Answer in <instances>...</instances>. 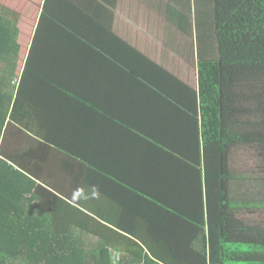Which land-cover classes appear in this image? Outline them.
<instances>
[{
    "label": "trees",
    "instance_id": "16d2710c",
    "mask_svg": "<svg viewBox=\"0 0 264 264\" xmlns=\"http://www.w3.org/2000/svg\"><path fill=\"white\" fill-rule=\"evenodd\" d=\"M61 1L46 0L22 70L19 17L0 7V264H264V222L241 218L264 211V0H185L163 10L156 46L189 39L182 46L197 67L196 90L144 65L124 43L88 38ZM109 86L136 96L140 108L146 98L169 102L161 109L191 134L183 157L201 166L185 181L201 184L197 217L182 218L154 195V206L187 228L168 242L178 249H159L167 240L154 233H108L63 186L48 184L54 142L96 127L93 111ZM246 149L256 151L258 169L236 164Z\"/></svg>",
    "mask_w": 264,
    "mask_h": 264
},
{
    "label": "crops",
    "instance_id": "0c3cea01",
    "mask_svg": "<svg viewBox=\"0 0 264 264\" xmlns=\"http://www.w3.org/2000/svg\"><path fill=\"white\" fill-rule=\"evenodd\" d=\"M58 1L50 0L52 4ZM63 1L61 9L72 15L69 16L73 26L83 25L86 34H89L88 38L92 37L101 44L108 40L119 45V48L124 43L136 52L129 54L138 55L137 58L144 65L150 63L161 66L189 88H197V81L190 74V69L196 64L187 60L188 52L182 46L189 39L183 36L168 37L173 40L172 45L160 46L162 51L156 46L162 43L158 41V36L165 23L163 10H167L169 5L181 8L179 5H185V0ZM45 2L0 0L1 8L19 17L17 27L21 45L20 61L23 60L22 65L19 61L21 70L27 63L37 36ZM26 33L29 41L24 50ZM117 53L121 54L119 50ZM109 87L112 90L105 87L107 97L101 94L99 105H96L98 110L93 111H98L100 115L94 124L96 127L78 129V132L84 131L85 134H79L80 138L77 139L67 138L66 145L62 141L54 142L50 151L51 173L48 184L63 186L74 199L76 207L85 214L84 218L97 220L98 227L111 230L108 233L124 236L155 234L167 240V245L159 249H178L168 242L173 240L171 236H186L187 228L179 222L180 217L170 216L154 206L158 203L154 195L159 193L160 201L171 208L178 207L183 213L182 218L197 217L195 210L200 200L201 184L193 189L185 181L192 169L201 171V166L183 157L191 150L184 143L191 134H187L184 124L177 123L175 114L161 109L170 106L169 102L164 105L163 100L154 99L147 105L146 98L140 105L146 111L134 105L133 102L138 100L136 96L126 95L116 86ZM128 88L124 91H130L131 86ZM137 88L143 89L144 96L148 95L147 87ZM173 128L172 136L168 135L166 130ZM141 135L143 137L138 138ZM171 195L174 197L171 198ZM244 215L245 211L241 214L243 220Z\"/></svg>",
    "mask_w": 264,
    "mask_h": 264
},
{
    "label": "rangeland",
    "instance_id": "374dc122",
    "mask_svg": "<svg viewBox=\"0 0 264 264\" xmlns=\"http://www.w3.org/2000/svg\"><path fill=\"white\" fill-rule=\"evenodd\" d=\"M28 41H29V37L28 34L26 33L24 36V41H23V46H24V50L27 48L28 46ZM20 64H23V60L20 61ZM21 70V69H20ZM190 74L193 76V78L197 81V67H193L190 69ZM254 153H256V151L254 149H246L244 150V152H240L237 155V165L238 166H242L243 164H245L244 166H246L244 169L247 171H252L253 169H258L257 165H256V161H257V156L254 155ZM244 162V163H243ZM237 166V167H238ZM245 220H249L252 219L254 221H258V222H264V211H255L254 213H250V215H248V213H246L244 215Z\"/></svg>",
    "mask_w": 264,
    "mask_h": 264
},
{
    "label": "clouds",
    "instance_id": "9594fccd",
    "mask_svg": "<svg viewBox=\"0 0 264 264\" xmlns=\"http://www.w3.org/2000/svg\"><path fill=\"white\" fill-rule=\"evenodd\" d=\"M77 195H80V193H77Z\"/></svg>",
    "mask_w": 264,
    "mask_h": 264
}]
</instances>
